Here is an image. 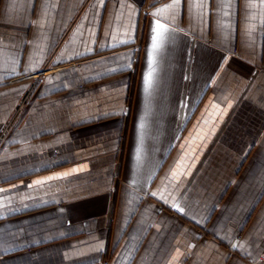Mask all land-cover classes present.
<instances>
[{"label": "crops", "instance_id": "1", "mask_svg": "<svg viewBox=\"0 0 264 264\" xmlns=\"http://www.w3.org/2000/svg\"><path fill=\"white\" fill-rule=\"evenodd\" d=\"M263 255L264 0H0V264Z\"/></svg>", "mask_w": 264, "mask_h": 264}, {"label": "snow or ice", "instance_id": "2", "mask_svg": "<svg viewBox=\"0 0 264 264\" xmlns=\"http://www.w3.org/2000/svg\"><path fill=\"white\" fill-rule=\"evenodd\" d=\"M176 2L178 3L179 0H176ZM164 28V25H162L159 21H156V27L154 29V31L156 32V35L153 37V43H152V47L155 50L156 48L160 47V39H161V32L160 29ZM146 83H151V73H149V78L146 81ZM180 211H183V209H179Z\"/></svg>", "mask_w": 264, "mask_h": 264}, {"label": "built area", "instance_id": "3", "mask_svg": "<svg viewBox=\"0 0 264 264\" xmlns=\"http://www.w3.org/2000/svg\"><path fill=\"white\" fill-rule=\"evenodd\" d=\"M262 263L264 264V255H263V257H262Z\"/></svg>", "mask_w": 264, "mask_h": 264}]
</instances>
